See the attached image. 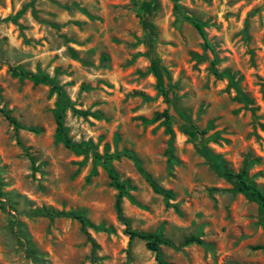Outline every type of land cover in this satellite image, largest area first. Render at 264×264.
<instances>
[{
  "label": "rangeland",
  "instance_id": "374dc122",
  "mask_svg": "<svg viewBox=\"0 0 264 264\" xmlns=\"http://www.w3.org/2000/svg\"><path fill=\"white\" fill-rule=\"evenodd\" d=\"M16 66L63 88L73 142L121 153L124 219L92 152L56 140L57 93ZM206 151L264 190V0H0V264H157L128 227L168 239L166 264H264L260 203Z\"/></svg>",
  "mask_w": 264,
  "mask_h": 264
},
{
  "label": "trees",
  "instance_id": "16d2710c",
  "mask_svg": "<svg viewBox=\"0 0 264 264\" xmlns=\"http://www.w3.org/2000/svg\"><path fill=\"white\" fill-rule=\"evenodd\" d=\"M196 27L199 30L200 34L202 35L203 39L205 40L206 46L212 48V45L207 39V34L204 30L203 23L196 22ZM12 72L15 76H19L21 78H28L33 80L36 83H45L51 86V91L56 92L58 96V109L56 111V120H57V131H56V140L61 141L65 144L66 147L73 149L77 153H84L87 154L89 152H92L94 156V161L96 163L101 164L104 169L108 172L109 177L111 178L113 184L116 186V188L119 190V196L117 200V212L118 216L121 219H124L123 216V208H122V197L127 193L128 190V184L126 181L121 180V177L115 172L111 162L115 157H119L121 153L116 154H101L99 151L96 150V147L94 144L90 141L88 142H73L72 139L69 137L67 129L64 124V111L70 106L69 98L67 97L65 91L63 88L58 85L49 75L47 74H41V73H34L31 71H28L20 66L12 67ZM8 118L16 124L17 127L20 126V124L15 121L9 114H7ZM165 120L168 122L171 119V111L169 109H165L163 112L156 114L155 120ZM124 154L132 158L139 170L143 173L146 180L149 182V184L152 186V188L158 192L164 194L166 197L171 196V192L164 190L160 187V185L151 177L149 173L146 172V170L142 167L140 160L132 153L131 151H125ZM206 155L209 156L212 161L214 162L215 167L220 171L221 174L225 176H231L236 177L239 180V187L238 189L244 193L251 194L255 199L260 203L261 208L264 213V190L256 185L255 183L251 182L247 175V169H243L239 172L234 171H224L221 166L215 161L213 156H210L209 152L206 151ZM2 194L0 190V195ZM50 216H58V215H66L71 216L76 219H78L83 225H89L92 227L97 228L98 226L92 223L88 217L78 211H69L67 213L57 212V211H49L47 212ZM262 225L264 227V219L262 222ZM127 232L131 235V237H138L146 242L147 247L156 252V259L157 264H166L164 259L162 258V250L161 247L164 244H169L170 242L168 239L163 237L159 233H145L140 232L136 230L130 229V227L127 228ZM199 243L202 244L203 240L196 236H191L188 239H186L185 244L190 243Z\"/></svg>",
  "mask_w": 264,
  "mask_h": 264
}]
</instances>
